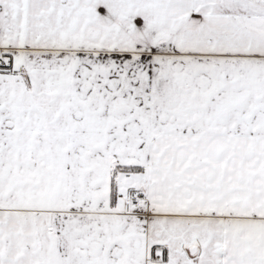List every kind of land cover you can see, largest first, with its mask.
<instances>
[{
	"label": "snow or ice",
	"instance_id": "6c2138e0",
	"mask_svg": "<svg viewBox=\"0 0 264 264\" xmlns=\"http://www.w3.org/2000/svg\"><path fill=\"white\" fill-rule=\"evenodd\" d=\"M0 264H264V0H0Z\"/></svg>",
	"mask_w": 264,
	"mask_h": 264
}]
</instances>
